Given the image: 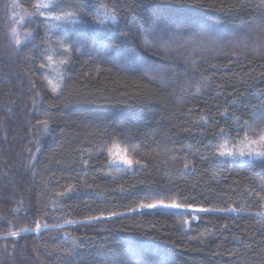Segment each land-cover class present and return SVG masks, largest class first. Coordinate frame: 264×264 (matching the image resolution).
<instances>
[{
    "label": "trees",
    "instance_id": "trees-1",
    "mask_svg": "<svg viewBox=\"0 0 264 264\" xmlns=\"http://www.w3.org/2000/svg\"><path fill=\"white\" fill-rule=\"evenodd\" d=\"M34 2L19 0L29 12ZM86 2L115 9L117 22L78 36L82 50L54 94L40 68L48 46L42 19L17 27L35 36L17 47L12 0H0V264H264L256 215L264 162L231 165L215 147L221 128L242 137L244 121L264 127L262 0ZM81 4L62 0L89 19ZM158 45L181 46L179 56ZM114 140L129 154L137 149L147 169L109 166L101 149ZM70 185L75 191L59 195ZM172 197L244 211L203 212L187 228L186 212L132 211ZM112 212L121 215L79 223ZM37 222L47 227L37 233ZM22 228L29 231L7 236Z\"/></svg>",
    "mask_w": 264,
    "mask_h": 264
},
{
    "label": "snow or ice",
    "instance_id": "snow-or-ice-1",
    "mask_svg": "<svg viewBox=\"0 0 264 264\" xmlns=\"http://www.w3.org/2000/svg\"><path fill=\"white\" fill-rule=\"evenodd\" d=\"M179 3L180 0H177ZM198 4L203 5V0H196ZM262 5H264V0H262ZM66 7L62 5L59 0H35L34 3L31 4L32 11H27L22 4L19 3V0H12L11 8H12V23L22 26L25 22L34 23L36 17L42 18V22L48 23L51 22V27H55L63 32L62 25L64 24H76L80 22L81 12L77 9L65 10ZM81 9H89L90 11H96L94 8L90 7L87 3H82L80 5ZM118 19V13L115 9H107L105 6L104 13L96 14L95 23L99 25H107L108 22L115 23ZM51 27L49 28V33L51 31ZM11 39L17 47H19L24 41H27L29 38L34 39V32L31 30L25 31L24 33V41L20 39V34L17 31V27H11ZM261 32L264 33V25H261ZM60 52L58 53L56 49H50L49 55L43 57L44 63L40 64V68H50L52 71L56 73V83L53 82V79L49 78V75L45 74L43 79L47 81L48 86H50V90L54 94H59L61 92V84L64 79V71L63 69L70 63L72 59V54L75 51V47L73 44H69L63 37L60 40ZM57 55L60 56L59 59H56ZM211 79V77H209ZM199 93V89L197 90ZM233 103H235V99H233ZM221 116H228V111L220 113ZM232 118L237 121L240 120V117L233 116ZM201 121L207 120V117L201 116ZM45 129L48 127L47 121L42 122ZM244 135L242 137H231L228 133L225 132L224 129H219V136L221 137L222 142L218 143L216 147V154L219 157L225 158V161L231 159L233 163H244V158L247 157L251 159H260L264 162V127L253 126L248 123V121H244ZM131 143V141H129ZM107 150V163L109 166H115L120 168L121 165L125 166L123 171L128 172L129 170L135 171L137 168L141 170H146L147 165L141 163V159H137V156L140 155L137 149L133 148L131 154L128 152L127 145L124 148H119L118 141H112L110 144L105 142L104 148L101 149V152ZM119 148V150H117ZM39 151V148L37 149ZM173 161L177 160V157H172ZM87 161H84V164L87 165ZM190 161L186 158L184 159L183 167L185 170L189 169ZM183 174V173H182ZM75 191L73 186H69L64 193H60L59 195H67L68 193ZM259 198L261 211L256 213L257 217L261 220H264V178H262V182L260 184V191L256 193ZM183 202L178 201L175 197L171 198V201L165 203L163 200L154 202V203H143L141 202L138 205L139 209L144 208H173V209H183L186 212L190 211L193 214V218H198L195 216L196 213L201 212H225V213H237L243 212V208H205V207H197L193 203L188 201L187 197L181 198ZM194 199V198H193ZM136 208H133L132 211H136ZM121 215L120 213L112 212L109 216L105 217L103 214L101 215H91L85 218L83 221H79V223H93L100 220L111 219L112 217ZM68 223H77L76 221H68ZM188 221L185 220L184 224H187ZM42 227H47V224L41 225L39 222L35 225V231L39 233ZM225 227H227L225 225ZM29 229L22 228L20 231H10L7 236L11 237H19L21 232H27ZM211 235V234H209ZM236 239H240L236 237ZM204 241L201 240V243ZM174 243V242H173ZM73 244H75V240H73ZM247 247H251L247 245ZM72 249L68 250V255H72Z\"/></svg>",
    "mask_w": 264,
    "mask_h": 264
},
{
    "label": "rangeland",
    "instance_id": "rangeland-1",
    "mask_svg": "<svg viewBox=\"0 0 264 264\" xmlns=\"http://www.w3.org/2000/svg\"><path fill=\"white\" fill-rule=\"evenodd\" d=\"M80 1H81V3H87L86 0H80ZM59 2L62 4V0H59ZM90 7L94 8L96 11L94 12V11H90L89 9H86L85 12L89 13V17H90L89 19L81 16V19H80V22L79 23H76V24H64V25H62L63 32H61L59 29H57L55 27H51V22H48V23L43 22V24H44V30L43 31L45 32V36H46L47 41H48V46L46 48V54H45V56L51 54L50 53V49H53V48L56 49L58 53L61 51L60 50V43L59 42H60V40H61L62 37L69 44H73L76 49L82 50V47H81V42H82L81 40L82 39L81 38L79 39V37H81V35H83V34L88 33L87 30L88 31H92V30H95V28H97V27L104 26V25H99V24L95 23V17H96V14H101L102 15L104 13V11H105V7H103L101 5H92ZM71 9L72 8L70 7V8H66L65 10H71ZM10 18H11V16H10ZM38 18H40V17H38ZM40 19H42V18H40ZM115 23H112V22L109 21L107 25H109V24H115ZM9 25H11V27H18L19 26V25H16V24L12 23L11 19H9ZM11 27H10V29H11ZM50 27H51V31L49 33V28ZM75 29H76V32H75ZM193 29H195V27H193ZM74 32L76 33L75 36L72 35V34H74ZM241 32H242V30H240V29L237 30V31H231V33H229L226 36V38L228 39V41L226 40L227 43L230 44L231 43V40H233L235 36H236L235 38L239 40L240 39V33ZM259 32H260V34L263 35L262 37H264V33L261 32V27L259 28ZM193 35H195V32L189 33V36L188 37L191 38ZM20 39L21 40H24V33H22V34L20 33ZM211 39L212 38H210V40ZM173 40L176 41L177 43L179 41L178 39L177 40L173 39ZM213 40L214 39H212V41ZM232 42H237V41H232ZM234 44H236V43H234ZM158 47L160 49H163L166 53L174 54V56H179V50L181 49V46H178V48H175V49L173 47H166L164 45H160V46L158 45ZM206 50H211L210 46H208L206 48ZM190 56H192V54L189 55V56H187V60H189V59L192 58ZM59 58H60V56L57 55L56 59H59ZM63 71H64V77H65V74H66L65 68L63 69ZM154 71H157L158 72L159 70L157 69V70H154ZM43 74L44 75L45 74L49 75V78L50 79H53V82L54 83L57 82L56 79H55L56 73L54 71H52V69H50V68H44L43 69ZM61 86H62V84H61ZM119 148H121V147L119 146ZM119 148L117 150H119ZM217 157L221 161H225V158L219 157L218 155H217ZM247 160H250V159L247 158V157H245L244 158V161H247ZM227 162H229L231 165H238V166L244 164V163H233L231 159H228ZM124 167L125 166L121 165V167L119 168V170H123ZM129 171H132V170H129ZM154 209H156V210H158V209H162V210H172V211H177V212H186L183 209L162 208V207H158V208H144L142 210H154ZM142 210L139 209V208H137V211H142ZM186 213H189L191 215V218L190 219H186L188 221V223L185 224V226L187 228L192 221H196L198 218H193V214L190 211H188ZM201 213H203V212H201ZM201 213H196L195 216L198 217L199 214H201Z\"/></svg>",
    "mask_w": 264,
    "mask_h": 264
}]
</instances>
